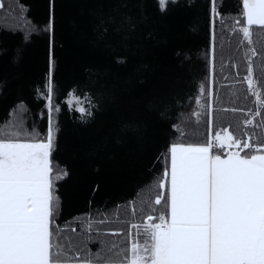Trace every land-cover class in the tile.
Masks as SVG:
<instances>
[{
	"label": "trees",
	"instance_id": "trees-1",
	"mask_svg": "<svg viewBox=\"0 0 264 264\" xmlns=\"http://www.w3.org/2000/svg\"><path fill=\"white\" fill-rule=\"evenodd\" d=\"M239 2L216 0L223 21L216 17L213 24V0H175L165 11L158 0H0V129L19 120L44 139L49 78L53 106L60 108L53 113L52 161L68 175L56 184L55 225L79 233L85 214L99 218L98 211L112 213L132 200L139 207L162 170L158 158L178 136L173 125L187 131L188 140L206 137V116L199 136L191 132L208 94L214 115L221 107L255 110L239 83L246 74L238 51L242 34L232 30ZM253 40L264 51V33L254 31ZM259 65L258 56L254 76L264 80ZM70 94L83 113L68 102ZM226 115L223 126L232 123L230 130L238 131L242 114ZM120 218L143 219L133 218L131 206L120 209ZM106 228L123 230L118 239L127 243L136 238L130 223Z\"/></svg>",
	"mask_w": 264,
	"mask_h": 264
},
{
	"label": "snow or ice",
	"instance_id": "snow-or-ice-1",
	"mask_svg": "<svg viewBox=\"0 0 264 264\" xmlns=\"http://www.w3.org/2000/svg\"><path fill=\"white\" fill-rule=\"evenodd\" d=\"M174 2L158 5L165 11ZM215 4L213 24L216 17L223 21ZM232 30L242 34L238 51L243 49L246 74L239 83L246 85L243 99L254 98L255 110L221 107L214 115L208 94L191 132L199 136L206 116V137L188 140L189 133L173 125L178 136L158 158L162 170L149 182L148 199L139 207L132 200L112 213L98 211L99 218L85 214L79 233L54 224L60 207L56 184L68 173L52 161L58 132L53 113L60 108L53 106L49 78L44 139L19 120L0 129V264H264V80L254 76L258 56L264 75V51L253 40L254 31L264 33V0H240ZM198 90L206 93L203 82ZM195 102L201 105L199 96ZM229 112L243 116L235 122L238 131L230 130L232 123L223 126ZM128 206L141 223L120 218V209L126 213ZM110 223H130L136 238L118 239L125 233L108 230ZM93 243L99 245L95 251Z\"/></svg>",
	"mask_w": 264,
	"mask_h": 264
},
{
	"label": "rangeland",
	"instance_id": "rangeland-1",
	"mask_svg": "<svg viewBox=\"0 0 264 264\" xmlns=\"http://www.w3.org/2000/svg\"><path fill=\"white\" fill-rule=\"evenodd\" d=\"M68 102L70 104H73V106L76 107V108H82V106H81L80 102L78 101V99L75 96H73L72 94H70L68 96Z\"/></svg>",
	"mask_w": 264,
	"mask_h": 264
}]
</instances>
